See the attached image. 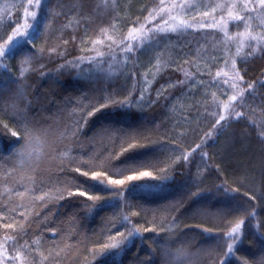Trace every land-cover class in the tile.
I'll list each match as a JSON object with an SVG mask.
<instances>
[{
    "label": "snow or ice",
    "instance_id": "snow-or-ice-1",
    "mask_svg": "<svg viewBox=\"0 0 264 264\" xmlns=\"http://www.w3.org/2000/svg\"><path fill=\"white\" fill-rule=\"evenodd\" d=\"M132 8L120 0L0 4V116L7 117L0 119V230L12 233L0 237V264H62L72 247L68 234L62 226L49 227L62 207L70 212L60 224L73 226L78 217L95 219L111 210L101 217L103 242L85 249V264H124V258L131 264H264V220L257 217L264 212V0H148L135 8L139 15ZM70 44L87 54L72 57ZM147 51L152 71L138 81L139 54ZM67 70L108 86L69 89L60 79ZM158 76L165 83L153 89ZM53 77L46 91L29 82ZM120 77L131 85L111 87ZM175 93L177 101L189 93L200 99L169 103ZM153 106L174 117L168 140L151 138L161 126L146 111ZM201 117L207 130L185 148L184 125L198 126ZM249 129L259 146L243 148L248 167L229 183L204 149L223 137L216 151L226 161L235 145L252 138ZM197 153L203 167L193 173ZM213 171L220 183L200 187ZM158 193L165 203H141H154ZM185 215L220 219L224 227L185 225L200 231L203 247L170 248ZM246 223L255 228L247 240L251 248L237 257ZM46 233L59 239L45 241ZM149 237L156 248L146 243Z\"/></svg>",
    "mask_w": 264,
    "mask_h": 264
},
{
    "label": "trees",
    "instance_id": "trees-1",
    "mask_svg": "<svg viewBox=\"0 0 264 264\" xmlns=\"http://www.w3.org/2000/svg\"><path fill=\"white\" fill-rule=\"evenodd\" d=\"M17 0H0V4L4 3H16ZM121 3H130L133 5L132 12H134L135 15H139V13L135 12V8L140 7L143 3H147L148 0H120ZM16 15V10H13V16ZM123 15V13H121ZM121 29L126 31V29L123 27V25H120ZM230 31H235L236 29H233L232 26H229ZM67 38V35L65 36ZM191 38V36H190ZM219 39V36L216 37ZM196 39H199V37H196ZM55 41V34L50 38V43H54ZM81 48H86L87 45H79ZM71 56H79L81 54H87V53H81L77 50H72V45H69ZM104 49H101L103 51ZM151 51H147L144 53L139 54V62L138 66L135 69L137 73V80L139 81L141 78V74H148L152 71L151 68ZM56 63H59L57 61ZM56 63H47V68L49 70L56 68ZM239 64V62H238ZM249 64L255 66H259L261 64L260 60H250ZM84 71L87 72L90 69L87 68V65H84ZM15 71V69H13ZM127 71V70H126ZM251 71V69H250ZM171 73H164V76H168ZM175 78H180L179 75H177ZM55 77L45 82L44 80H38L35 78L30 79V83L35 85L37 89L40 91H46L48 90L49 85L52 83V80H54ZM60 79L67 82L66 86L69 87V89L72 86L79 87V84H87L88 87H100V86H108L107 84H104L101 82V84L92 85L89 83L87 79H85L83 73L81 76H77L75 71L67 70L60 74ZM148 79L151 80V75H148ZM158 82L153 83V89L160 87L161 84L165 83V80L158 76L157 77ZM79 82V83H78ZM118 85H124V86H130L131 81L127 80L126 77H120L119 81L116 84H112L111 87H117ZM86 90V89H85ZM154 95V91H153ZM179 95V93L173 94V100L169 103H181V104H191L194 99H200L199 94L196 96H192L191 93L188 94L186 99H180L179 101L176 100V96ZM164 102H162L163 105ZM146 111L149 113V116H156L157 117V123H159L161 126L157 130L153 128V131L151 132V138L153 140H168L170 138V130L172 128L171 120L174 118L172 113L168 111L166 107L163 106H153L152 108L146 109ZM193 113L195 112V109L192 110ZM182 115V113L177 112V116ZM193 122L196 121V116L192 115ZM0 119L7 120V117L0 116ZM203 120V118L201 117ZM9 126L13 127L12 122L9 121ZM208 121L203 120L202 123H200L198 126L193 123L191 125H184L186 129H188L189 134L180 141L183 143L185 148H188L193 141L199 142L197 139L198 135H202L203 131H206L208 128ZM196 128V132L193 133L191 131L192 128ZM234 127H243V125H234ZM249 133L251 135V139L245 142V145L237 144L235 145L234 149L232 150V154L227 158L226 161H221L219 155H217V149L221 147V143L223 141V137H219L216 139V143L213 144L211 141L207 144V147L204 149V151L208 152L209 156L211 157L210 163L212 164H220L221 165V172L223 173L224 177L229 181V183L232 182L233 178L235 176L241 175L243 170L248 167V161H249V155L244 152L243 148L247 145H251L250 151H255L259 144L258 141L255 139V133L253 129H249ZM83 139V137H82ZM99 147V145L97 146ZM170 151V150H169ZM161 159L165 158V155H161ZM200 165L203 167L202 162L200 161L199 154H195L194 161L192 164V172L195 173L196 166ZM227 165V167H226ZM255 180L258 181V173L254 177ZM203 183L200 184V187L202 188H212L215 184L220 183V179L218 178V174L216 172H211V174H206L203 178ZM194 190V189H193ZM162 193L156 194L155 202L154 203H148L145 200H141V203H144L149 208H156L158 204H163L166 201L163 199H159L160 196H162ZM153 199V198H149ZM172 197L169 196L168 200H171ZM259 199V198H258ZM70 210H68L66 207H62L60 209V215L56 216L55 219L57 221L56 224H50L49 227H57L62 226L65 229V232L68 234L67 243L72 246L69 248L67 252L66 258L62 261V264H85V258L88 256L87 251L85 250L87 247L91 246V242L96 241L97 239H100L101 237V229H103L104 224L102 223L101 217H106L111 215V210H106L105 212L101 213L99 216H96L95 219L88 218L83 219L78 217L79 220L78 225H71V224H63L61 225L60 222L66 220L67 215L69 214ZM157 216L164 214V210L160 209L157 211ZM237 215V214H233ZM149 216H151V213H149ZM257 217L260 220H264V212L257 211ZM232 217H226V219H231ZM137 223H143V220L136 221ZM178 228L176 230V235L173 237L175 239V243L167 245L170 248H187L190 252H196L198 248L203 247L201 244V241L205 239L201 236V233L199 230L194 231H188L185 228V225H197V224H203L205 228H213V229H222L224 227L223 223L220 219L215 220H204V219H189L187 215L181 216L178 220ZM160 226V225H158ZM246 231L248 233L244 244L241 246V250L237 252V257H245L248 256V250L251 248V246L247 243V240L252 239L251 233L255 231V228H251L247 226L246 223ZM5 234L11 235L12 233H5L3 230H0V237H3ZM163 236V233L154 234ZM214 235V234H213ZM59 237L54 236L52 233H46L44 235V240L51 242L53 240H58ZM100 242H103L102 239H100ZM211 242V241H209ZM146 243L151 244L153 248H156V244L153 240V238L149 237L146 240ZM135 251V249H133ZM141 256L146 255V253L141 252ZM157 255L159 257V249H157ZM128 256H131V253L128 254ZM250 258V257H249ZM124 264H131L130 260L127 258H124Z\"/></svg>",
    "mask_w": 264,
    "mask_h": 264
}]
</instances>
